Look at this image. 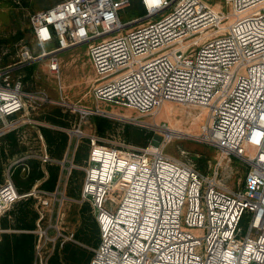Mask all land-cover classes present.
Listing matches in <instances>:
<instances>
[{"label":"built area","instance_id":"2783aa9c","mask_svg":"<svg viewBox=\"0 0 264 264\" xmlns=\"http://www.w3.org/2000/svg\"><path fill=\"white\" fill-rule=\"evenodd\" d=\"M134 1L63 0L36 13L37 43L56 47L34 58L24 46L20 62L0 68V123L35 99L15 70L48 57L60 73L59 54L87 45L98 102L150 114L167 103L201 108L202 138L218 150L205 174L165 153L168 134L140 149L90 135L81 201L92 205L101 233L90 264H264V0H225L227 11L208 0H139L142 15L123 22ZM77 111L82 123L96 114ZM232 156L248 167L237 189L220 178ZM40 158L50 161L46 151ZM37 192L42 219L57 193L22 195L9 177L0 184V218ZM57 231L37 229L35 264H49L56 241L67 238Z\"/></svg>","mask_w":264,"mask_h":264},{"label":"rangeland","instance_id":"374dc122","mask_svg":"<svg viewBox=\"0 0 264 264\" xmlns=\"http://www.w3.org/2000/svg\"><path fill=\"white\" fill-rule=\"evenodd\" d=\"M61 1L0 0V68L20 62L24 46L29 47L34 58L43 52V47L47 51L56 47V42L43 47L37 43L33 16ZM208 1L227 11L225 0ZM141 9L139 0H135L124 11L122 21L136 19L142 15ZM59 60L60 73L57 74L50 71L48 57L28 60V65L14 71V78L20 79L25 91L30 92L35 99L30 100L25 111L15 116L14 120L6 121V124L11 125L0 123V146L5 150L0 162V184L10 177L15 185L19 184L25 189L32 186L29 191L21 192L22 195L36 189L55 192L58 199L55 205L46 209L41 219L39 196L43 194L37 192L36 196L18 200L1 220L4 225L6 223L3 220L6 219L12 220L11 224L15 226L33 223L34 229H47L52 237L58 233L57 228L66 236L75 234V239L82 238L78 241L80 248L83 247L85 251L83 256L91 260L93 249L100 243L101 233L92 205L81 201L86 176L83 167L91 150L90 135L99 137L101 143L107 145L140 149L159 143L163 135H167L166 130L173 129L175 133L168 135L172 138L165 153L193 163L205 174L214 171L218 163V150L202 138L206 124L203 109L167 103L158 113L150 114L130 107L98 102L93 89L99 84V79L90 63L87 45L61 52ZM98 103L101 108L99 112ZM78 107L92 108L96 114L89 119H82V123ZM114 112H129L132 117H122ZM83 130L86 136L80 137ZM45 151L50 161L43 163L40 155ZM49 167L59 169L58 183L53 191L42 187L49 177ZM247 169V164L240 157L225 159L221 183L230 188H239L245 181ZM40 171H44L46 176L36 179L31 185V177H39ZM104 206L108 210H115L109 200L105 201ZM241 226L246 229L244 221ZM62 239L56 241L50 260L58 259L59 252L62 253ZM77 264H84V261H78Z\"/></svg>","mask_w":264,"mask_h":264},{"label":"crops","instance_id":"0c3cea01","mask_svg":"<svg viewBox=\"0 0 264 264\" xmlns=\"http://www.w3.org/2000/svg\"><path fill=\"white\" fill-rule=\"evenodd\" d=\"M1 219L2 218H0V264H5L6 262H4V261H7V262L9 261L8 264H11L10 262L15 259L14 244L12 242V236L13 235L20 236V235L31 234V233L35 235V241H36L35 242V260H33V264H35L36 263V246H37V243L39 241V236L37 233L38 227L34 230L21 229L20 227L15 226L14 224H11L12 220H7V219H6L7 221L3 220L6 223V225H4L2 223ZM14 219L16 220V218H14ZM70 236H67L66 239H62L63 240L62 245H61V246H63L62 251H61L62 253L59 252L58 262L60 264H77L78 261H81V262L84 261V264H90L91 260H86L87 257L83 256L85 254L84 253L85 251H84L83 247L80 248L81 244L78 241L79 238H76V239L74 237L70 238ZM9 241H11V243H9ZM33 244H34V242H33ZM33 251H34V249H33ZM30 252H32V251L27 252L28 260L31 257ZM82 256L84 257L85 260L81 259ZM29 263H27V264H29ZM12 264H14V263H12Z\"/></svg>","mask_w":264,"mask_h":264},{"label":"trees","instance_id":"16d2710c","mask_svg":"<svg viewBox=\"0 0 264 264\" xmlns=\"http://www.w3.org/2000/svg\"><path fill=\"white\" fill-rule=\"evenodd\" d=\"M5 156V150L4 148H2L0 146V162H1V159ZM58 170L57 168L55 167H49V177L45 179L44 183L42 184V187L45 189V190H49V191H53L55 190L56 186H57V183H58V179H59V173H58ZM2 175V174H1ZM1 175H0V178H1ZM45 175V172L44 171H40L39 172V177H31V181L33 180V183L31 182V185H33L36 181V179H42ZM19 192H26V191H29L32 186H28L26 189L23 188V186H20L19 184H16ZM21 219V217L19 218ZM6 225V224H5ZM20 227L21 229H29V230H33L35 228V225L32 224H27V225H24V226H18ZM79 238V237H78ZM82 238H79V240H81ZM12 242L14 244V253H15V259L13 261H11L10 263H14V264H33V260H35V235L34 234H25V235H20V236H17V235H13L12 236ZM34 242V244H33ZM9 243H11V241H9ZM34 249V251H33ZM28 251H32L30 252L31 253V257L30 259L28 260V254L27 252ZM34 252V253H33ZM93 256V255H92ZM59 258L58 259H52L50 260L49 259V264H60L58 262ZM8 264L7 261H4ZM5 263V264H6Z\"/></svg>","mask_w":264,"mask_h":264},{"label":"bare ground","instance_id":"6f19581e","mask_svg":"<svg viewBox=\"0 0 264 264\" xmlns=\"http://www.w3.org/2000/svg\"><path fill=\"white\" fill-rule=\"evenodd\" d=\"M129 109H130V108H129ZM114 114L119 115V116H122V117H126V118L132 117L131 114H130L129 112H127V113H122V114H121V112H114ZM174 131H175V130H173V129H168V130H166V132H167L168 135H172V134H174V133H175Z\"/></svg>","mask_w":264,"mask_h":264}]
</instances>
